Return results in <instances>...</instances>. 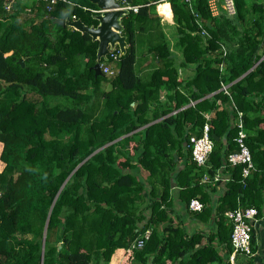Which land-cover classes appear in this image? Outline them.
Wrapping results in <instances>:
<instances>
[{"label":"trees","instance_id":"1","mask_svg":"<svg viewBox=\"0 0 264 264\" xmlns=\"http://www.w3.org/2000/svg\"><path fill=\"white\" fill-rule=\"evenodd\" d=\"M160 1L133 0L137 11L121 20L126 52L100 61L113 72L106 76L93 70L97 42L54 22L75 16L96 25L89 0H60L51 10L41 0H0V264H41L42 251V264H109L118 249L125 264H231L224 213L264 203V0H233L232 16L222 8L212 16L207 0L160 3L168 19L170 4L179 59L153 34L150 10ZM147 32L158 38L144 39ZM143 40L156 65L145 80L135 70ZM187 67L191 74L179 78ZM238 113L254 166L246 178L227 162L237 151ZM205 114L218 140L198 167L189 138L201 136ZM137 167L154 197L148 216L137 207ZM218 170L228 180L214 200ZM173 183L187 209L193 198L203 205L192 218L214 217L211 235L188 236L173 223ZM146 231L143 247L132 249Z\"/></svg>","mask_w":264,"mask_h":264},{"label":"built area","instance_id":"2","mask_svg":"<svg viewBox=\"0 0 264 264\" xmlns=\"http://www.w3.org/2000/svg\"><path fill=\"white\" fill-rule=\"evenodd\" d=\"M47 4V9L51 10L52 6L60 0H41ZM65 1V0H62ZM168 0H161L160 2H166ZM189 4L191 0H184ZM12 5V1L7 2L4 5L5 9H9ZM207 6L212 16H216L219 13V10L222 8L227 15H234L235 14V4L233 0H207ZM124 8L132 10L136 12L138 7L131 6L124 4ZM94 13H98V10H94ZM75 16H72V20H75ZM118 58V50L115 49L113 51H109L107 55V60L110 59L112 61H116ZM101 72L106 76L113 75L112 70L102 63H100ZM192 105V103H190ZM206 122L203 125L201 136L195 137L190 136L189 144H190V151H191V159L198 167H204L207 164V160L209 154L211 153L214 145L213 138L210 135L209 124L208 120L210 118V114L204 115ZM236 127L238 128V133L235 138V142L237 145V151L231 153L227 157V162L231 166L241 165L242 166V173L241 176L246 178L249 176L251 171L254 170V166L251 159V154L249 149L245 143L246 140V133L242 127L241 121V113H238V118L236 120ZM206 176H204L203 181H206ZM228 177H223L220 170H218L214 176V182H221L227 181ZM203 205L201 202L193 198L188 203V209L190 211H200ZM258 215V211L254 207H246L241 208L238 207L234 210H229L224 213V216L228 220L231 225V233H230V245L232 248L230 254V263L233 264L237 255H242L246 258H250L253 256V251L251 247V235H252V228L253 223L256 221ZM149 236V231H146L141 238L135 240L131 245L132 249H141Z\"/></svg>","mask_w":264,"mask_h":264},{"label":"crops","instance_id":"3","mask_svg":"<svg viewBox=\"0 0 264 264\" xmlns=\"http://www.w3.org/2000/svg\"><path fill=\"white\" fill-rule=\"evenodd\" d=\"M160 3H163V2L155 3V8L150 10L153 15H156L157 22L155 21V23L159 24V31L156 30V33H154L153 31V34H156V36L158 34L164 37L167 40V43L169 47L171 48L172 52L174 53V55H176L177 59H179L178 52L173 48L176 33L173 27V18H172L170 4L168 3L169 9H170V19H167V17L162 16L158 12V6L160 5ZM166 13L169 14V11H167ZM147 33H146L147 35L145 36L142 35L143 38H151V40H153L154 38L155 39L158 38L155 35H152L151 32H147ZM142 43H144L145 45L146 42L142 41ZM135 45H136V53L138 52L139 54L138 57L136 56L135 70L137 72V76L145 80L148 78L150 72L155 68L156 65L153 62L152 58L147 55L148 52H147L146 46L142 48L141 50H139V47H138V51H137V41ZM178 71H179V78H186L188 75L191 74L190 67L179 68ZM164 94H165V91L163 90L161 92V96H164ZM2 147L3 145L0 142V154L2 151ZM176 163H177V166H176L177 170H181L184 167L183 160L179 161L177 159ZM3 168H4V164L0 160V173L2 172ZM221 173L224 178L228 175L225 172H221ZM147 177H148V172L143 170L141 167H137V180L144 183V191L142 193L143 200L137 204V207H139V210L142 211V214L145 216H148L149 209L147 208V206L150 204V202L154 198L150 194V185L148 184ZM225 182L227 181H221V184L217 186L213 194L214 200L217 199L220 195H222L225 189L223 185ZM179 191H180V187L177 186V184L173 183L171 185V191H170V196H171V201H172V210L169 212V215L173 218V223L176 225H181L186 230L188 236H190L194 232L195 233L201 232L205 235H209V234L211 235L215 228L213 225L214 217H211V220L209 222H202V221L195 220L194 218H192L191 214H189L191 211L187 209L184 201L180 199ZM227 224H229L228 220H227ZM252 237H253V242H252L251 247L253 251V256L250 258H246L242 255H237L233 264H264V203L261 206L260 210L258 211L256 221L253 223ZM213 244L216 246L219 256L221 255V257H223V262L226 263L227 258H226L225 247L223 245H219V243L216 242V240L214 241ZM115 254L119 256L116 259H115ZM125 260H126V255L124 253V250L118 249L115 251L114 255L112 256L109 264H125ZM230 260L231 259L229 255L228 257L229 263H230Z\"/></svg>","mask_w":264,"mask_h":264},{"label":"water","instance_id":"4","mask_svg":"<svg viewBox=\"0 0 264 264\" xmlns=\"http://www.w3.org/2000/svg\"><path fill=\"white\" fill-rule=\"evenodd\" d=\"M97 7L98 13L93 18L96 20V25L87 26L80 19H56L54 22L69 27L81 34H87L92 42H97L96 48V63L93 70L96 75H102L100 69V61L107 60L109 51L118 50V55L125 54L127 49L126 37L122 34L124 27L121 23L123 17L129 15L130 10L124 8L123 5H132L133 0H89ZM15 4H13V7ZM214 140H218L215 135L212 136ZM174 160H177L174 155ZM44 236L42 239V248L44 246ZM43 258V251L41 254V264Z\"/></svg>","mask_w":264,"mask_h":264},{"label":"rangeland","instance_id":"5","mask_svg":"<svg viewBox=\"0 0 264 264\" xmlns=\"http://www.w3.org/2000/svg\"><path fill=\"white\" fill-rule=\"evenodd\" d=\"M221 1V0H220ZM167 19H168V17H167ZM145 39V38H144ZM144 41V40H143ZM145 47V45H144V43H140L139 44V50H141L142 48H144ZM137 49H138V47H137ZM107 88H109V86H108V84H103V85H101V89L102 90H107ZM63 104L64 105H66V106H72V104H71V102H69V101H66V100H64V102H63ZM119 256L117 255V254H115V259L116 258H118Z\"/></svg>","mask_w":264,"mask_h":264}]
</instances>
